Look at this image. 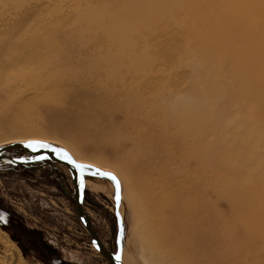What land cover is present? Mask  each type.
I'll use <instances>...</instances> for the list:
<instances>
[{
  "label": "rangeland",
  "instance_id": "1",
  "mask_svg": "<svg viewBox=\"0 0 264 264\" xmlns=\"http://www.w3.org/2000/svg\"><path fill=\"white\" fill-rule=\"evenodd\" d=\"M123 4V1L110 0H52L49 5L45 0H0V148L9 146L6 143L16 137L41 136L69 146L87 160L118 164L122 172L117 174L128 175L125 163L129 164L132 159L126 158L119 146L95 143L78 130L64 134L54 126L61 122L63 111H72L70 100L76 96L79 86L90 95L96 84L113 86L114 82L108 77L114 73L112 68L117 66L120 56L121 63L132 62L144 83L154 90L163 87L202 94L203 88H209L206 77L210 71L216 87L203 93L210 108L226 103L222 89L232 79L236 81L232 91L248 84L245 77L250 74L249 70L230 73L227 63L219 58L222 55L216 56L212 49L200 52L197 44L167 18L171 8L159 6L155 11L156 20L152 16L139 19L123 14L126 11L122 9ZM189 5L199 6L200 0H192ZM183 18L184 15L178 13L176 22ZM107 30L115 32L118 40L111 41ZM218 40L209 35L206 44L223 47L224 43ZM237 59L241 60V55ZM192 62L204 67V79L191 71ZM214 67L217 70H213ZM41 73L45 83L52 76L59 77L51 86L59 101L48 102L41 86L26 83L30 76ZM219 75L224 77V83L220 82ZM192 86L197 91L189 90ZM257 91L252 89L251 93ZM259 92H264V87ZM9 100H14L19 107H28V119L18 123L19 117L10 108ZM248 109L240 116L247 115ZM261 110L264 111V104ZM211 123L219 128L217 135L227 133L228 139L223 138L215 147L214 160L208 167L209 183L214 188L208 189L209 198L216 201L215 189L237 192L239 204L217 202L218 214L224 217L220 225L232 229L242 248L251 250L253 264H264V121L258 126L241 124L243 133L251 134L243 140L232 137L240 128L230 129L224 120ZM155 136L160 143L153 153L152 177L155 188L164 195V188L178 180L173 175L177 166L171 161V151L162 143L163 138ZM209 138L212 140L211 135ZM7 155L16 159L29 157L22 150ZM234 165L236 167L228 172ZM88 171L91 172L85 169ZM85 179L95 180L103 187L102 193L85 188L83 206L101 243L107 250L116 252L119 223L115 209L116 186L98 175ZM72 192L70 173H62L57 164L53 171L38 167L27 170L0 161V208L7 215V222L8 218L18 216L26 224L24 234L17 235L0 219V235L16 247L6 254L0 244V257L8 264H17L19 259L25 264H108L91 246L90 236L75 210ZM117 209L122 220L121 253H126L134 264H145L138 256L136 241L144 229L142 206L135 199L120 198ZM249 209L255 216L247 214ZM237 210L242 215L238 216ZM13 234L24 241L21 247Z\"/></svg>",
  "mask_w": 264,
  "mask_h": 264
},
{
  "label": "bare ground",
  "instance_id": "2",
  "mask_svg": "<svg viewBox=\"0 0 264 264\" xmlns=\"http://www.w3.org/2000/svg\"><path fill=\"white\" fill-rule=\"evenodd\" d=\"M110 1H123L122 9L126 8L123 14L139 19L152 16L156 20L155 11L159 6L171 8L167 18L184 32L187 39L197 44L200 52L212 49L216 56L222 55L219 58L227 63L230 73L242 69L247 73L249 70L250 74L245 77L248 84L243 89L232 91L236 82L232 79L222 89L225 92L222 98L226 103L210 108L203 94L216 87L210 71L206 77L209 78V88H203L202 94H188L187 89L167 90L162 87L154 90L150 84L144 83L134 64L121 63L120 56L119 63L112 68L114 73L108 77L114 82L112 87L96 84L91 88L93 94L90 95L87 89L79 86L76 96L70 100L72 111H63L61 122L54 123V126L64 134L78 130L95 143L119 146L124 156L132 159L129 164L125 163L128 175L117 174L122 172L118 164L87 160L69 146L41 136L16 137L6 144L41 141L49 147L68 152L75 162L85 167L82 168L84 171L92 167L114 175L119 182V197L135 199L142 206V227L145 231L143 229L144 233L142 231L136 241L138 256L145 264H253L251 250L242 248L232 229L220 225L224 217L218 214L217 202L225 200L239 204L240 197L236 191L215 189L216 201L212 202L208 189L214 188L209 183L208 167L214 160L215 147L223 138L228 139L227 133L225 136L217 135L219 128L211 121L221 123L224 120L230 129L240 128V132L234 131L232 136L240 140L251 137V134L243 133L242 125L258 126L264 121V111L261 110L264 92H259L264 87V0H200L199 6H190L192 0ZM51 2L45 0L47 5ZM178 13L184 15L179 23L176 22ZM107 32L111 41L118 40L115 32ZM209 35L216 36L218 42L222 41L223 47L206 44ZM240 55L241 60H238ZM189 67L200 79H204L202 65L192 62ZM41 76L42 73L30 76L26 83L32 87L41 86L43 97L48 102L57 101L58 94L52 91L54 88L51 86L59 77L52 76L45 83ZM219 79L224 83L223 76L219 75ZM220 82H217L218 86ZM252 89H257V93H251ZM189 90L197 91V88L192 86ZM230 102L235 103L231 105ZM63 103L64 100L60 101V104ZM9 106L19 117L18 123L28 119V107H19L14 100H9ZM246 109L247 115L240 116ZM155 134L163 138L162 143L171 151V161L177 166L173 175L178 180L164 188V195L157 191L152 177L155 171L153 153L160 143ZM235 167L227 171L231 172ZM58 168L69 175L63 165H58ZM85 188L103 192L102 185L95 180L85 179ZM253 212L249 209L247 214L255 216ZM236 214L240 216L242 212L237 210ZM0 244L6 254L16 250L15 245L3 235H0ZM121 263L134 264L124 252L121 253ZM0 264L8 263L0 257ZM17 264L25 262L19 259Z\"/></svg>",
  "mask_w": 264,
  "mask_h": 264
},
{
  "label": "water",
  "instance_id": "3",
  "mask_svg": "<svg viewBox=\"0 0 264 264\" xmlns=\"http://www.w3.org/2000/svg\"><path fill=\"white\" fill-rule=\"evenodd\" d=\"M53 149H57L54 147H48V148H39L37 146L36 149H30L27 147V143H18V144H12L9 146H5L0 148V161L4 164H10L14 166H23L28 163H38V162H49L52 164L57 165H63L68 172L70 173L72 184H73V192L71 194V198L74 201L75 209L77 212V215L79 217V220L81 224L84 226V228L87 230L89 236H90V244L91 246L106 260L108 264H122L121 263V216L119 215V211L117 209L118 202L120 199V190L119 187H117V180H113L111 176H105L102 173H104L101 170H98L96 168L88 167V169L91 170V172H85L82 168L85 167H77V162L72 163L69 160L63 159L60 155H57L56 152L53 151ZM15 150H22L25 152L26 155L32 157L31 159H16L8 156L7 154L15 151ZM62 152H66L64 150H61ZM69 157L71 155L66 152ZM43 157V158H41ZM71 160L73 158L71 157ZM101 176L103 178H107L113 182V184L116 186V194H115V209L116 213L118 215L119 223H118V234L116 239V252H111L105 248V246L101 243V241L98 238V235L93 228L92 222L89 219V216L86 214L83 206V193L85 190V177L86 176ZM117 197H119L117 199ZM119 257V259H117Z\"/></svg>",
  "mask_w": 264,
  "mask_h": 264
},
{
  "label": "flooded vegetation",
  "instance_id": "4",
  "mask_svg": "<svg viewBox=\"0 0 264 264\" xmlns=\"http://www.w3.org/2000/svg\"><path fill=\"white\" fill-rule=\"evenodd\" d=\"M27 159H31V157L29 156ZM54 166H55V164H52V163H49V162H38V163H28L26 165H23L22 167L24 169H27V170H30L31 168L38 167V169H40V170L48 169L49 171H53V167ZM57 181H58V184L59 183L61 184L60 179H57ZM0 211H2V212H0V218H2V220H4L3 223L5 225L7 224L9 226V228L14 232V234H17V235L18 234H22L23 235L24 232L26 231L25 230V225L26 224L23 222V220L19 219L18 216H12V219L9 220V218H8V222H7V215L4 214V211L1 208H0ZM36 229H38V228H36ZM37 231H39V229ZM17 235H14V238L16 240V243L21 247V245L24 244V241L23 240H19Z\"/></svg>",
  "mask_w": 264,
  "mask_h": 264
},
{
  "label": "snow or ice",
  "instance_id": "5",
  "mask_svg": "<svg viewBox=\"0 0 264 264\" xmlns=\"http://www.w3.org/2000/svg\"><path fill=\"white\" fill-rule=\"evenodd\" d=\"M37 146H38L39 148H48V147H49L48 144L43 143V142H41V141H29V142L27 143V147L30 148V149H36ZM53 151L56 152L57 155H60L63 159H66V160H69V161L72 162V163H75V161H72V160H71V157H69V155H68L66 152H62L60 149H53ZM41 158H43V157H41ZM77 167H83V166H82V165H77ZM102 174L105 175V176H111V178H112L113 180H116V177H115L114 175H112L111 173L104 172V173H102ZM117 187H119V182H117ZM118 198H119V197H117V199H118ZM0 219H2V218H0ZM117 259H119V257H117Z\"/></svg>",
  "mask_w": 264,
  "mask_h": 264
}]
</instances>
